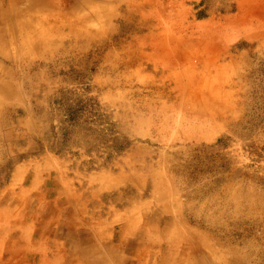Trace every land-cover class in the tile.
Wrapping results in <instances>:
<instances>
[{"label": "rangeland", "instance_id": "rangeland-1", "mask_svg": "<svg viewBox=\"0 0 264 264\" xmlns=\"http://www.w3.org/2000/svg\"><path fill=\"white\" fill-rule=\"evenodd\" d=\"M75 243L264 264V0H0V264Z\"/></svg>", "mask_w": 264, "mask_h": 264}, {"label": "bare ground", "instance_id": "bare-ground-1", "mask_svg": "<svg viewBox=\"0 0 264 264\" xmlns=\"http://www.w3.org/2000/svg\"><path fill=\"white\" fill-rule=\"evenodd\" d=\"M71 253H72V257L77 256L79 259L84 258L86 255L89 256L91 261L89 260L88 264H109L107 263V261H105V258L103 259L102 256L98 253V248L96 247L88 248V250L85 251L81 248L80 244L77 245L75 243V245L72 247ZM28 258L29 257L27 256V259ZM186 264H202V263L199 260H196L194 256L193 258H188Z\"/></svg>", "mask_w": 264, "mask_h": 264}, {"label": "crops", "instance_id": "crops-1", "mask_svg": "<svg viewBox=\"0 0 264 264\" xmlns=\"http://www.w3.org/2000/svg\"><path fill=\"white\" fill-rule=\"evenodd\" d=\"M58 259H59L58 255L54 257V260H58Z\"/></svg>", "mask_w": 264, "mask_h": 264}]
</instances>
